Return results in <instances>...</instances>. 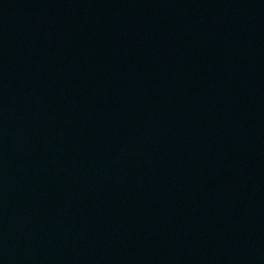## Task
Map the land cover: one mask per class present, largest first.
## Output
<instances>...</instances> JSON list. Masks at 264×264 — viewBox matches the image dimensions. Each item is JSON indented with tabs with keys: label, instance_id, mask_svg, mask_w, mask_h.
<instances>
[{
	"label": "water",
	"instance_id": "1",
	"mask_svg": "<svg viewBox=\"0 0 264 264\" xmlns=\"http://www.w3.org/2000/svg\"><path fill=\"white\" fill-rule=\"evenodd\" d=\"M84 264H264V84Z\"/></svg>",
	"mask_w": 264,
	"mask_h": 264
}]
</instances>
